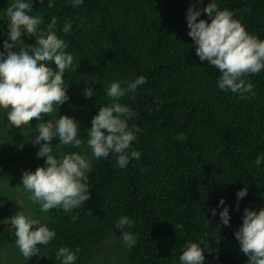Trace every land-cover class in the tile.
<instances>
[{
  "label": "trees",
  "instance_id": "16d2710c",
  "mask_svg": "<svg viewBox=\"0 0 264 264\" xmlns=\"http://www.w3.org/2000/svg\"><path fill=\"white\" fill-rule=\"evenodd\" d=\"M7 1L0 0V25ZM25 2L32 4L30 15L43 18L39 29L44 32L56 17L53 31L74 57L63 76L69 99L58 108L60 116L79 123L78 138L84 143L57 149L54 138L53 150L64 156L87 155L92 167L87 174L91 198L71 212H47L48 222L41 223L56 236L47 245H37L40 256L34 260L62 264L56 253L68 247L80 249L74 264H88L109 238H122L115 225L127 216L135 226L125 231L138 239L128 247L124 264H180L188 243L204 248V264H247L234 233L242 226L245 208H264V162L255 164L264 155V70L246 77L254 95L242 98L218 87L219 70L199 59L187 34L188 8L201 10L198 20L210 23L202 9L211 0H83L76 7L71 0ZM214 2L220 10L232 11L250 35L264 40V0ZM65 22L72 25L67 34L62 31ZM139 76L147 83L118 102L135 113L128 126L142 129L129 150L141 155L120 168L115 154L92 157L88 132L99 108L112 103L107 87H127ZM85 88L95 94L87 98ZM40 122L34 119L24 127L35 129ZM38 166H44V159L28 171ZM245 187L247 195L238 200L236 193ZM221 199L224 205H219ZM225 206L227 226L219 217ZM14 239L11 222L0 225V247ZM23 264H33V259Z\"/></svg>",
  "mask_w": 264,
  "mask_h": 264
},
{
  "label": "clouds",
  "instance_id": "9594fccd",
  "mask_svg": "<svg viewBox=\"0 0 264 264\" xmlns=\"http://www.w3.org/2000/svg\"><path fill=\"white\" fill-rule=\"evenodd\" d=\"M76 7L83 0H71ZM202 0H196L200 3ZM211 22L199 19L201 10L189 7L186 14L187 33L194 41L195 52L201 61H206L220 72L218 87L227 92L254 95V85L246 77L259 74L264 70V40L250 35L239 20L233 18L234 13L228 9L220 10L214 0L202 9ZM32 4L25 0H14L7 7L8 40L3 43L4 52H0V109L5 110L7 121L12 127L20 128L32 120H43L51 116L58 107L68 101V86L64 85L66 69L73 67L74 57L65 49L67 43L53 29L57 19L53 17L48 25L49 31L39 29L43 18L30 15ZM214 14V15H213ZM72 25L65 22L62 31L67 34ZM22 34L36 37L34 46L23 44L19 51H13ZM23 43V42H22ZM50 64H54L55 68ZM78 62L75 63V68ZM147 83L145 76H139L122 88L120 83H111L106 94L112 103L99 108V112L91 120L87 140L92 157L99 160L110 154L116 155L120 168H125L130 159L140 158V152L131 150L132 142L137 139L136 133L142 131L138 126H128L127 120L135 115L132 110L118 101L129 92H135L139 86ZM91 88L84 89V95L91 98L94 95ZM134 98V97H133ZM38 135L31 143L39 144L36 153L44 158V166H38L35 171L25 170L22 174V185L31 193L28 199L34 205H39L41 213L52 209H63L71 212L89 200L88 173L92 171L91 161L87 155L72 152L62 158L54 154L52 141L58 138L57 149L71 145L80 148L84 141L78 138L79 123L72 117L60 116L53 124L43 122L38 124ZM104 130V131H102ZM23 148V144L19 146ZM264 162V155L257 156L255 164ZM247 195V188L236 193L240 200ZM221 199L219 205H224ZM218 205V206H219ZM216 215L215 209L211 210ZM220 220L229 225V211L225 206L219 213ZM78 217L73 216V220ZM14 226L16 246L25 259L39 255L37 245H47L56 233L39 219L26 215L24 210L17 212L10 220ZM135 221L127 216H121L115 227L122 232L126 246L135 245L138 237L126 228L134 227ZM239 242L240 251L247 257V264H264V208L258 212L244 209L242 226L234 233ZM206 246V245H205ZM80 249H76L79 252ZM76 252L68 247H60L56 253L57 259L62 258V264H74ZM180 264H204V248L198 243H188L179 256Z\"/></svg>",
  "mask_w": 264,
  "mask_h": 264
},
{
  "label": "rangeland",
  "instance_id": "374dc122",
  "mask_svg": "<svg viewBox=\"0 0 264 264\" xmlns=\"http://www.w3.org/2000/svg\"><path fill=\"white\" fill-rule=\"evenodd\" d=\"M14 0H8L6 6L9 7ZM8 17L5 12L4 22L0 25V52H4L3 43L8 40ZM22 42H17V47L12 50L18 52L19 47L25 45L34 46L36 43L35 37H30L27 34H22ZM59 108L51 116H45L40 123L50 121L53 126L59 119ZM28 125V124H27ZM23 125L20 128H15L7 121L5 110L0 109V225L9 223L17 212L23 211L26 215L34 219H39L41 222H48V215L41 213L39 205H34L28 199L31 193L27 192L22 185V174L25 170H29L32 166L40 163L44 158L38 157L36 153L39 150V144L31 143L38 135V127L35 129H27ZM18 134L15 137L14 135ZM15 141V142H14ZM23 144V148L19 146ZM57 158H62L64 155L54 151ZM16 156V160L12 157ZM9 169H6V168ZM4 244L0 247V264H23L28 261L25 259L15 243ZM38 247V246H37ZM128 250L122 238H109L104 245L94 250L93 256L88 264H124V255ZM116 254L112 258V255ZM40 256V254H39ZM35 256H32L33 264H42ZM30 259V258H29Z\"/></svg>",
  "mask_w": 264,
  "mask_h": 264
}]
</instances>
